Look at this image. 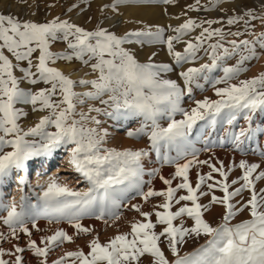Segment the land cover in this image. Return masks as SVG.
Here are the masks:
<instances>
[{"label": "snow or ice", "instance_id": "obj_1", "mask_svg": "<svg viewBox=\"0 0 264 264\" xmlns=\"http://www.w3.org/2000/svg\"><path fill=\"white\" fill-rule=\"evenodd\" d=\"M121 0H115L112 5ZM163 3H170L172 0H162ZM198 2V0H197ZM194 8L195 6H189ZM252 19L255 17L251 11L245 13ZM243 17H231L227 20L229 25L237 23ZM217 21H204L197 24L192 19L186 20L178 27L172 29L176 35L169 36L163 40V28H158L156 32L129 33L125 37H119L108 32L104 28L95 31L85 29L69 23L67 20L56 18L47 23H36L32 21H20L12 15L0 13V149L4 146H11L12 151L0 155V180L8 176L13 169L26 170V162L41 154H50L55 148L63 144L75 145L71 148V164L75 171L80 173L88 182L86 190H74L67 184H60L53 179L47 188L39 196L42 203L25 204V197L21 198L19 211L13 202L9 205L0 204V208L7 211L6 216L0 217V222L7 228V234L0 232V241L9 238L19 239V233H24L29 237L28 249L37 257H43L40 264H47V256L53 246H58L64 242H72L73 237L68 235L63 229H58L51 236L42 237L41 242L44 247L37 246L36 241L31 240V232L28 224L31 223L36 228V221L40 218L47 219L50 223H59L65 220L75 230L76 234H89L92 229L84 227L80 221L85 216H95L103 220L106 216L119 219L120 196L126 191V187L120 188L119 193L116 186L127 184L139 188L143 168L141 158L147 155L146 150L132 151L125 149L117 151L106 149L101 151L103 135L96 128L85 126V121L91 119L95 124L100 122L95 117H88L84 112L77 113V105L83 104V98H101L106 92L113 95L109 99L114 103L117 110L123 107L128 113L141 115L144 123L135 131H128L129 137L139 138L147 135L151 142V148L160 154L162 146L171 148L176 146L177 156L169 157L165 152L162 156L163 163L175 164V173L172 179L181 178V183L172 187V179L160 177L168 188L164 191H154L149 189L146 193L140 192L145 200L153 196L164 197V202L157 207L164 211H156V222L150 219L153 213L141 211L140 206L132 205V208L145 218L146 222L136 221L130 227V232L117 234L108 242L101 243L99 236H94L88 243V251L83 249L66 252L53 264H65L71 258L72 264H140V259L144 255H150L152 264H170L164 252L159 246L160 238L165 237L168 247L176 257L171 264H264V189L257 193L255 181L264 180V171L257 175L253 173L260 168L259 164H249L245 160L239 162L238 167L243 169V175L239 178L243 181L240 187L229 191L228 172L224 166L218 168L208 160H197L200 151H209L212 146L219 144L223 146L224 138L212 140L211 132H215L218 117L226 110V123L234 126L238 116L243 113V119L251 124L252 114L257 110L264 111V72L257 77L242 80L240 83L231 84L228 87L216 88L217 100H195V107L190 111L181 107V101L185 94H192V85L197 76L205 70L212 71L217 66V60L229 56L241 47L246 49L249 56L242 57L240 65L246 59L257 56L253 41L236 40L230 41L232 50L223 47L222 44H210L212 49L211 64L201 65L199 68H189L179 75L183 78L185 89L170 79H162L161 74L170 70L167 64H155L151 62L139 63L134 56L125 50L122 45L127 41L128 36H148L154 37L149 42L166 43L168 52L173 56L177 65L195 59L196 53L202 46L204 40L213 36L223 39V32L217 28L209 30L203 27V23L211 25ZM248 24V21H245ZM202 28L195 37L196 43L188 41L184 52L174 51L173 41L179 42L181 38L194 30ZM234 36L242 35L240 32L232 33ZM255 35V34H253ZM260 46L264 48V33L257 36ZM57 41L67 43L70 53H54L51 46ZM142 42V41H138ZM223 49V57L216 54L217 49ZM14 58H9V55ZM35 54V63H34ZM85 56L95 59L91 64L94 72H98L97 79L78 81L65 75L55 67H50L56 59L71 60L73 57L84 60ZM110 57L106 59L105 57ZM26 62V67L22 66ZM35 71H32V69ZM19 70L22 77H17L14 73ZM244 69L241 66L226 67L224 69L223 80L216 83L226 82L234 78ZM27 80L31 84L44 83L50 87L42 88L36 92L26 91L20 87L21 80ZM90 85L95 91L77 93L76 86ZM214 86V85H213ZM196 87H201L196 83ZM59 92L60 98L54 100L53 97ZM118 93V95H117ZM121 97L123 98L121 101ZM19 103H31L34 108L39 104V111L49 110V114L42 116L39 122L28 131H22L18 120L22 113L17 109ZM101 103L108 101L101 99ZM89 111L99 112L100 109H90ZM182 113L183 119L172 118L175 113ZM79 115L80 119L75 117ZM167 115L170 122L167 127H161L158 123L160 116ZM151 122V131L146 132ZM199 121H205V128H210L211 132L203 136V149H197L193 140L189 137L193 133V128ZM54 125L56 131L49 133L46 127ZM237 150H242L241 137L251 139V133L260 132L264 134V128L241 129L238 133L226 130ZM203 134V131L202 133ZM39 136L41 143H30L25 139L27 136ZM6 137H12L6 139ZM200 139V136H197ZM191 149L190 152L187 149ZM264 157V151L259 153ZM191 155L193 158L186 163H177V160ZM193 164H207L210 171L206 175H199L195 187L189 181V169ZM158 172L154 169L150 175ZM213 173H219L221 180L208 183L207 188L212 190L219 187L224 193L222 197L212 195L208 205L198 203L197 192L201 186L209 180H213ZM21 184L26 183V177L19 178ZM238 180H233L232 184H237ZM181 189L186 190V195L178 198L176 193ZM245 190H250L251 195L245 204L240 208L231 203V200L241 195ZM207 192H200V195H207ZM181 201H190L187 204L172 211L173 202L180 204ZM212 204H221L225 208L223 222L217 227H212L204 218L202 209L208 210ZM248 208L250 220L230 226V221L239 211ZM189 217L193 226L186 228L183 220L179 225L174 221L183 216ZM107 222V221H105ZM156 224L164 225L163 230L157 233L154 231ZM205 235L210 237L206 244L201 246L194 254L180 256L177 248L178 244L184 242L186 236L199 237ZM14 250H6L0 247V264H23V257L20 253L25 251L19 245L13 246ZM5 256L13 259H4ZM195 256V259L192 257Z\"/></svg>", "mask_w": 264, "mask_h": 264}, {"label": "rangeland", "instance_id": "obj_2", "mask_svg": "<svg viewBox=\"0 0 264 264\" xmlns=\"http://www.w3.org/2000/svg\"><path fill=\"white\" fill-rule=\"evenodd\" d=\"M13 5L18 8L9 12L6 10L5 4L0 0V13L12 15L20 21H32L36 23H47L56 18L60 20H67L71 24H75L86 31H95L97 27L104 28L108 32L114 33L119 37H125L129 33L135 32H147L151 30L156 32L158 28H163V40H167L169 36H174L176 33L172 30L178 27L180 24L184 23L188 19L196 21L197 24H201L204 21H217L211 25L203 23V27L209 28V30L221 29L224 36L221 39L218 36H213L210 39L204 40L202 46L196 53L195 59H191L187 62H182L177 65L173 56L169 54L167 44L160 42H149L154 40V37L148 36H128L127 41L122 45V47L130 52L134 58L139 63H148L151 57V62L155 64H167L170 66V70L166 73L161 74L162 79H170L176 81L181 88L185 89L183 78L179 75L183 71H187L189 68H199L204 64H211L212 49L209 47L210 44L220 43L223 47L228 48L231 52L232 45L230 41L236 40L238 43L241 40L253 41L255 44V50L257 56L254 58L246 59L243 64L240 65L242 57L249 56L246 49L241 47L229 56L223 57V49H217L216 54L222 56V59L217 60V66L212 69V71L205 70L199 76H197L196 81L192 85V94L189 96L187 93L181 101V107L187 111H190L192 107H195V100H203L208 98L209 100H217L218 96L215 94L216 88L228 87L231 84H239L242 80L252 79L257 77L260 73L264 72V48L260 46L257 36L260 33H264V22L261 19H252L246 16L245 13L251 11L255 17H264V3L258 6L253 3L252 0H172L170 3H163L162 0H121L120 3L116 4L115 8L112 7L115 0H8ZM130 6L135 7H156L158 8V15L151 18L150 21H142L138 19H125L120 25L107 24L106 22L111 17H122V9H126ZM189 6H195L190 8ZM80 15L79 21L74 22V18ZM231 17H243L237 23L229 25L227 20ZM248 21V24H245ZM202 28L197 27L188 34L184 35L179 42L173 41L174 51L183 53L186 43L192 41L196 43L195 37L199 35ZM240 32L242 35L234 36L232 33ZM255 34V35H253ZM142 41V42H138ZM51 51L54 53H70L71 50L67 48V43L64 41H57L52 44ZM145 51L144 56L141 58L139 52ZM10 59H13V63L16 61L10 54ZM141 59H140V58ZM106 59L110 57H105ZM35 63V54H34ZM84 60L88 63L85 64L82 60L73 59H56L54 63H50V67H55L65 75L70 76L73 80H94L98 77V72H94L91 68V64L95 63V59L89 56H85ZM71 63V64H70ZM69 66L67 71L62 70L61 66ZM22 66H27L26 62ZM241 66L244 70L240 71L234 78L227 80L226 82L216 83L218 80H223L224 69L226 67H237ZM61 67V68H60ZM32 71H35L33 68ZM253 72V73H252ZM17 77H22V73L16 70L14 73ZM196 83H199L201 87H196ZM214 85V86H213ZM20 87L24 88L26 91L36 92L42 88L50 87L42 82L35 85L31 84L27 80H21ZM74 91L77 93H83L87 91H95L88 86H76ZM113 95L111 92H106L101 98H83L85 102L83 104L77 105V113L84 112L88 117H95L100 123L97 125L91 121V119L85 121V126L90 128H96L101 135H103V141L101 144V151L106 149H115L117 151H124L125 149H131L132 151L146 150L147 155L141 158V165L143 172L140 180L139 188L134 185H129L126 182L124 186H116L119 193L120 188L126 187V191L120 196V207L117 210L119 212V219H113L106 216L103 220L95 218V216H85L81 219L80 223L84 227L92 229L89 234H76V230L69 225L65 220L59 223L53 221L49 222L45 218H40L36 221V228L28 224L29 230L31 232V239L36 238L40 235L41 225L46 223L52 228L55 224H65L71 227L73 231L72 242H64L58 246H53L48 253L47 261L55 256L57 252H61L63 248L73 247L74 251L83 249L87 252L88 243L95 235L99 236L101 243L108 242L112 237L117 234L130 232V225L136 221L146 222L145 218L142 217L139 212L132 208V205L140 206L141 211L153 213L150 217L153 223L156 222V211H164L163 208L157 207L164 202V197L153 196L145 200L140 192H147L149 189L154 191H164L168 188L160 177L166 179H172L175 173V164L163 163L162 156L166 152L169 157L175 158L177 156L176 146L171 148L162 146L160 154L151 148V142L147 135H143L139 138L129 137L127 135L128 131H135L137 128L141 127L144 123V118L141 115H133L128 113L123 107L117 110L114 103L109 99ZM118 95V93H117ZM60 98L59 92L53 97L54 100ZM101 99L108 101L107 104L101 103ZM121 97V101H122ZM17 109L22 113L18 124L20 125L22 131H28L30 128L34 127L42 116L48 115L49 110L39 111V104L34 106L31 103H19L16 105ZM100 109L99 112L89 111L90 109ZM77 120L80 119L79 115L75 117ZM176 120L183 119L182 113H175L172 117ZM218 123L215 132H211L210 128H205V121H199L193 128V133L189 137L193 140L194 146L197 149H203V136L211 132L212 140H219L224 138L223 146L216 144L212 146L209 151H200L197 154V160H208L216 167H220L221 163L224 166V170L228 172V183L230 185L229 191H233L238 188L243 183L239 178L243 175V169L239 168V162L241 160L247 161L249 164L256 163L260 165V168L253 173V176L257 175L260 171H264V157L259 153L264 151V134L260 132L251 133V139H245L241 137L243 141L240 145L242 150H237L233 144L230 137L227 135L226 130H230L238 133L241 129H248L249 127L256 129L264 128V111L257 110L252 114L251 124L243 119V113H241L234 126H229L226 123V110L225 113L217 118ZM170 122L167 115L160 116L158 118V123L161 127H167ZM149 127L146 128V132L151 131V122H148ZM45 131L53 133L56 131L54 125H49L46 127ZM203 131V134H201ZM2 135V133H0ZM200 136V139H197ZM12 137H6V139H11ZM30 143L34 142L39 145L42 141L39 136H27L25 137ZM75 145L72 144H61L59 147L55 148L50 154H41L34 156L26 162L28 167L26 171V183L21 184L19 178L22 176V170L13 169L11 173L0 180V204L9 205L15 203L17 205V210L20 209L21 198L25 197L24 203L27 204H37L42 203L38 200L39 196L42 195L43 191L47 188V185L55 179L60 184H67L68 187L74 190H86L89 185L85 178L78 172L75 171L74 166L68 162L63 161L61 156L70 155L71 148ZM12 151L11 146H4L0 149V155L6 152ZM188 152L191 149H187ZM193 157L191 155L185 156L183 159L177 160V163L183 164ZM44 159V160H43ZM47 160V167L45 169L46 178L44 183L37 184L35 175L37 173L38 165H42L43 161ZM49 161V163H48ZM39 163V164H38ZM154 169H158L153 175H150ZM210 171L207 164H193L189 169V181L192 186L195 187L198 176L206 175ZM29 172V173H28ZM193 175V176H192ZM213 180L207 181L201 186V189L197 192L199 197L198 203L201 205H208L211 201L212 195L217 197H222L224 193L219 190V187L209 190L207 188L208 183H214L222 179L219 173H213ZM233 180H238L237 184H232ZM178 183H181V178L177 177L172 179V187H175ZM255 188L257 193L260 189H264V180L255 181ZM200 192H207V195H200ZM186 190L181 189L176 193L178 198L181 195H186ZM250 190H245L241 195L234 197L231 200L236 208H240L243 204L247 202L250 198ZM187 204L191 206L190 201H181L180 204H175L173 202L172 211H176L179 207ZM215 208V209H214ZM213 210V212H212ZM264 211V209H261ZM225 208L221 204H212L208 210L202 209L203 218L212 226L217 227L223 222V217L225 215ZM213 215H212V214ZM211 214V217L208 215ZM7 211L4 208H0V217L6 216ZM250 212L248 208H244L243 211H239L237 215L230 221V226L239 224L241 222L250 220ZM181 220H183V226L190 228L193 226L194 222L186 215L182 218L174 221V224L179 225ZM107 221V222H105ZM42 222V223H41ZM97 223H103V226H97ZM107 229H106V228ZM164 225L156 224L154 231L159 233L163 230ZM7 234V228L0 222V232ZM94 233V234H93ZM28 236L24 233L19 234L18 245L25 249L20 255L23 257V263L26 261V255L30 251L25 246V239ZM210 237L201 235L196 236H186L182 244H178L177 248L180 256H185L186 254H194L197 252L201 246L205 245ZM88 240V241H87ZM14 242V241H13ZM84 242V243H83ZM0 247L6 248V242H0ZM81 244V245H80ZM84 245V246H82ZM69 246V247H68ZM81 246V247H79ZM159 246L164 252L165 257L171 262L175 261L176 257L172 254L170 248L168 247V241L165 237L160 238ZM75 248V249H74ZM56 252V253H55ZM54 253V254H53ZM195 259V256L192 257ZM9 259V257H8ZM153 258L146 254L140 259V264H152ZM53 264V263H52ZM65 264H72L71 258L66 260Z\"/></svg>", "mask_w": 264, "mask_h": 264}, {"label": "bare ground", "instance_id": "obj_3", "mask_svg": "<svg viewBox=\"0 0 264 264\" xmlns=\"http://www.w3.org/2000/svg\"><path fill=\"white\" fill-rule=\"evenodd\" d=\"M2 3H6L5 7L6 10L9 12H12V10L17 9L18 7L16 5H13L11 2H9L8 0H1ZM254 4L261 6L264 3V0H252ZM122 17H111L106 23L107 24H113V25H120L124 22L125 19H138V20H142V21H150L151 18H153L154 16L158 15V8L156 7H151V8H147V7H135V6H130L126 9H122ZM80 18V15L77 16L76 18H74V22H78ZM137 52H139L137 50ZM139 56L142 58L145 54V51L143 50V52H139L138 53ZM139 57V58H140ZM140 58V59H141ZM71 64V63H70ZM62 70L64 69V71H67L70 67L69 66H61ZM60 67V68H61ZM253 73V72H252ZM24 103H22L23 105ZM61 158L63 159V161L68 162L69 164H71V157L70 155L67 156H61ZM44 160V159H43ZM49 163V161H48ZM39 164V163H38ZM72 166V164H71ZM38 167H40L39 169H37V173L35 175L36 178V183L40 184V183H44L45 182V178H46V173H45V169L47 167V160L43 161L42 165H38ZM28 167L26 165V170L23 169V173L22 176H26V171H27ZM30 169V168H29ZM28 169V170H29ZM29 173V172H28ZM193 176V175H192ZM19 182V181H18ZM215 209V208H214ZM213 212V210H212ZM212 214V213H211ZM211 214H209L208 216L211 217ZM213 215V214H212ZM42 223V222H41ZM97 226H103V223H97ZM41 230H40V235L37 236L34 239L37 243V246L39 247H44V244L41 242L42 237H46V236H51L55 233V231H57L58 229H63L65 232L68 233V235L74 237L73 235V231L71 230V227L69 225H65V224H55L52 228H50L49 224H42L41 225ZM106 228V227H105ZM107 229V228H106ZM3 233L6 232L5 230L2 231ZM20 234V233H19ZM94 234V233H93ZM96 236V235H95ZM92 239V238H91ZM14 241V242H13ZM18 241L17 239H12L9 238L8 240H6V250H14L13 246L14 245H18ZM88 241V240H87ZM2 242V241H0ZM28 243H29V237H27L25 239V248H28ZM84 243V242H83ZM1 245V244H0ZM81 245V244H80ZM84 246V245H82ZM69 247V246H68ZM81 247V246H79ZM53 248V247H52ZM75 249V248H74ZM30 250V249H28ZM64 253L61 254V252H55V256L53 258H51L49 261H47V264H52L54 261L58 260L61 256H63L66 252H70V251H74L73 247L71 246L69 249L66 248V246L63 248L62 250ZM54 254V253H53ZM9 256H5L4 259H8ZM9 259H13V257H9ZM44 259L43 257H37L33 254V252L30 250L27 255H26V261H24L23 264H40V261Z\"/></svg>", "mask_w": 264, "mask_h": 264}]
</instances>
